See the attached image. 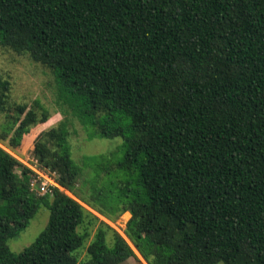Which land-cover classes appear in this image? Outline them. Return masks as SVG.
<instances>
[{
    "label": "trees",
    "instance_id": "obj_1",
    "mask_svg": "<svg viewBox=\"0 0 264 264\" xmlns=\"http://www.w3.org/2000/svg\"><path fill=\"white\" fill-rule=\"evenodd\" d=\"M0 47L53 73L89 139L123 141L121 160L99 158L122 177L84 201L74 187L90 167L72 160L67 123L37 134L48 113L11 103L0 75V264L136 257L84 206L128 212L124 235L146 264H264V0H0ZM6 149L30 150L84 206L58 188L38 197ZM41 207L46 227L11 252Z\"/></svg>",
    "mask_w": 264,
    "mask_h": 264
},
{
    "label": "rangeland",
    "instance_id": "obj_2",
    "mask_svg": "<svg viewBox=\"0 0 264 264\" xmlns=\"http://www.w3.org/2000/svg\"><path fill=\"white\" fill-rule=\"evenodd\" d=\"M0 75L7 79L11 84V103L25 104L27 107L34 109L39 116L42 114L43 109L48 113L47 122L37 128V134L53 127H57L62 122L67 123V128L70 134L68 146L72 160L83 169L85 164H88V167H90V169H86L89 173L86 176H83L81 182L74 187V191L77 195L83 196L84 201L93 200L92 194L95 191L93 189L101 188L103 184L105 186L110 181L114 182V179L117 176L120 178L122 177L112 173L107 175L106 172H104L103 164L99 159L103 156L115 161L121 160L123 157L122 139H89L88 131L80 120L74 117L69 108L58 100L59 89L54 75L49 69L31 62L25 55H18L10 50L0 47ZM4 120V116L0 115V124L4 122ZM31 146H33L32 143L28 144L26 147L24 146L23 150H26V148H30ZM6 151L22 160L31 156L30 150H27L24 153L13 151L11 149H6ZM97 174H99V177H95ZM90 188L92 190H90ZM62 190L67 196L76 199L70 192L64 189ZM77 201L79 202V200ZM79 203L84 206L83 203ZM95 203L98 206L107 207V203L102 201H95ZM84 208L92 212L88 207L84 206ZM92 213L97 216L99 220H104L101 216L94 212ZM48 218V210L44 207L39 208L29 226L16 238L8 242L10 251L19 254L26 247L30 246L46 227ZM129 218L130 214L125 212L116 221L106 219L107 221L104 222L127 240L136 255V257H131L122 264H146L136 252L131 242L124 235L126 222ZM97 225L98 223L96 226ZM87 228L90 230V238H92L95 232V226H87ZM84 230L85 227H81L79 231L83 232ZM85 256V249H82L78 255V260H83Z\"/></svg>",
    "mask_w": 264,
    "mask_h": 264
},
{
    "label": "built area",
    "instance_id": "obj_3",
    "mask_svg": "<svg viewBox=\"0 0 264 264\" xmlns=\"http://www.w3.org/2000/svg\"><path fill=\"white\" fill-rule=\"evenodd\" d=\"M8 152V151H7ZM14 156V155H12ZM23 166L29 169L33 173V181L31 182V191H33L38 197H42L51 193L52 188H58L61 192L65 193L56 182V175L40 167L38 161L30 156L25 160L14 156ZM65 190V189H64ZM93 212V211H92ZM96 214V213H95ZM98 215V214H97ZM103 218V217H102ZM103 221H107L103 218Z\"/></svg>",
    "mask_w": 264,
    "mask_h": 264
},
{
    "label": "bare ground",
    "instance_id": "obj_4",
    "mask_svg": "<svg viewBox=\"0 0 264 264\" xmlns=\"http://www.w3.org/2000/svg\"><path fill=\"white\" fill-rule=\"evenodd\" d=\"M138 253V252H137Z\"/></svg>",
    "mask_w": 264,
    "mask_h": 264
}]
</instances>
